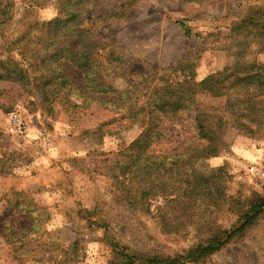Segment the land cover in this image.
<instances>
[{"label":"rangeland","instance_id":"1","mask_svg":"<svg viewBox=\"0 0 264 264\" xmlns=\"http://www.w3.org/2000/svg\"><path fill=\"white\" fill-rule=\"evenodd\" d=\"M11 1L14 20L23 18L26 24L29 16L53 19L64 0H39L35 6V0ZM256 1L261 0H84L92 19L85 12L80 25L111 46L116 57L94 74L110 86L106 93L90 91L84 71L70 62H64L66 87L54 77L44 89L46 73L26 60L22 65L31 75L29 83L0 80V264H115L106 230L137 252L174 256L205 239V226L228 229L235 223L228 196L244 202L264 191V137L227 126L226 147L215 157L194 161V174L219 175L217 199L199 192L195 201L170 202L171 187L182 185L172 183L132 203L123 198L131 172L120 175L116 162L127 159L124 150L142 130L141 114L119 108L118 93L147 75L153 85L161 84L160 77L185 59L192 66L178 71L174 80L193 73L194 81H200L222 70L233 61L242 38L231 28ZM24 9L33 12L23 17ZM257 50L251 42L247 60L263 72L264 51ZM11 55L21 61L16 52ZM195 99L208 107L225 103L224 97L204 93ZM138 100L146 105L147 96L140 94ZM172 115L159 114L160 137L149 150L167 154L205 144L196 134L194 110ZM220 166L222 171H213ZM16 200L21 208L12 205ZM186 264H264V213L237 239Z\"/></svg>","mask_w":264,"mask_h":264},{"label":"trees","instance_id":"2","mask_svg":"<svg viewBox=\"0 0 264 264\" xmlns=\"http://www.w3.org/2000/svg\"><path fill=\"white\" fill-rule=\"evenodd\" d=\"M83 2L84 0H64L53 19L39 21L38 18L29 16L31 21L23 24L21 22L23 18L14 20L12 1L0 0V49L6 53V56L0 58V80L29 83L31 75L22 65L26 60L30 65L37 64L38 68L46 73L42 86L44 89L53 84L54 77L59 78L58 85L66 87L69 81L64 72V62H70L84 71L85 86L90 91L106 93L110 86L99 83L95 80L94 74L99 66L114 63V58L116 60L114 49L90 32L91 29L87 30L80 25V17L86 12L88 18L92 19L93 12L86 11L82 6ZM31 5H40V1L35 0ZM32 12L33 9H24L23 17ZM16 22L21 23L22 27L18 28ZM177 22L184 29V33L188 34L185 22L183 20ZM11 25L14 26L9 31ZM231 29L235 30L234 33L241 34L242 38L236 43L238 49L232 53L233 61L222 70L208 74L200 81H194L193 73L184 75L181 80H174L171 77L178 71L184 72L185 68L192 66L191 60L185 59L171 66L170 72L160 77L161 84L153 85L151 81L154 79L147 81V75L137 83L129 82L128 89L118 93L120 97L118 107L126 108L134 116L141 114L142 124L138 137L124 150V153L129 152L127 159L116 162L120 175H125L128 169L131 172L130 184L123 198H132V203H136L145 199L148 194L152 197L151 193L156 192L155 188L162 191L166 190V186L176 183L182 185L179 188L171 187L167 195L173 196L168 199L170 202L195 201L199 192L200 195H209L217 199L215 193L219 189V175L208 176L202 172L194 174L192 166L194 161L215 157L226 147L223 136L227 126L253 137H264V71L254 69V62L247 60L249 52H246L251 42L256 45L257 52L264 51V1H256L248 6L245 14ZM249 35L251 37H248ZM12 52H16L21 61L13 57ZM103 62L106 64L103 65ZM47 93L45 91V95ZM198 93L224 97L223 108L200 105L195 99ZM140 94L147 96L146 105L139 103ZM187 109L195 111L196 134L205 144L167 154H156L149 150L152 143L160 137L159 114L170 113L173 114L170 117H174L176 112ZM143 111H146L144 115ZM223 169L224 166H220L213 171ZM161 175L165 177L164 182L159 180ZM228 203L235 208L237 216L230 228L208 229L210 225H207L205 231L209 234L205 239L174 256L146 255L137 252L112 239L106 230L104 236L115 253V264H186L214 254L241 236L264 213V191L253 193L244 202L228 196ZM12 205L22 207L17 200ZM26 208L27 206L24 212L29 210ZM166 213L167 211H164L162 214ZM25 214L28 215L29 212ZM11 233L14 234V231Z\"/></svg>","mask_w":264,"mask_h":264},{"label":"built area","instance_id":"3","mask_svg":"<svg viewBox=\"0 0 264 264\" xmlns=\"http://www.w3.org/2000/svg\"><path fill=\"white\" fill-rule=\"evenodd\" d=\"M14 119H15V115H14V117H13Z\"/></svg>","mask_w":264,"mask_h":264}]
</instances>
